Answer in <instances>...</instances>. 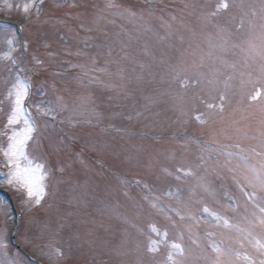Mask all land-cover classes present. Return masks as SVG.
<instances>
[{"label": "rangeland", "instance_id": "1", "mask_svg": "<svg viewBox=\"0 0 264 264\" xmlns=\"http://www.w3.org/2000/svg\"><path fill=\"white\" fill-rule=\"evenodd\" d=\"M39 1L0 0V18L23 31L0 24V189L24 215L22 245L47 264H264L258 244H264V173L237 157L250 153L264 167V0H226L219 12L222 0H146L159 13L130 0L136 8L127 17L120 14L125 4L110 0H45L49 8L35 19ZM18 82L28 96L19 122L9 125ZM257 89L261 96L253 101ZM25 121L34 127L27 154L47 173L43 209L26 189L7 183L4 151ZM126 128L187 132L193 140L179 145L200 142L214 164L198 161L191 148L184 156L169 151L168 140L142 144L117 134ZM63 131L75 147L65 145ZM94 154L106 164L91 161ZM142 165L154 184L150 194L178 208L187 228L212 227L197 237L189 257L170 262L176 235L158 222L142 225L149 221L142 202L163 214L150 202L155 199L136 197L111 173L130 167L138 177L135 169L146 173ZM38 207L51 219L36 215ZM62 211L69 218L59 222ZM15 224L1 198L0 264H30L9 250ZM152 245L159 250L149 252Z\"/></svg>", "mask_w": 264, "mask_h": 264}, {"label": "snow or ice", "instance_id": "2", "mask_svg": "<svg viewBox=\"0 0 264 264\" xmlns=\"http://www.w3.org/2000/svg\"><path fill=\"white\" fill-rule=\"evenodd\" d=\"M28 4L24 5L23 10L25 12L28 11ZM228 4L226 0H222V2L217 7V12L220 10L226 9ZM216 13H213L215 15ZM9 43L12 41L9 40ZM13 93H10L12 95ZM14 108L12 114L8 119V124L13 125L19 122V117L23 112L24 101L28 96V87L27 85L18 82L17 85L14 86ZM261 96V91L257 89L256 93L250 97L251 100H257ZM225 101V96H220V107L223 108V104ZM212 104L208 105V108H213ZM197 119H200L198 116ZM34 131V127L28 124L25 121V128L23 131L14 132L12 136L9 137L10 143L8 145L7 150L4 151V155L7 157L6 166L10 168V172L8 174L7 183L8 184H17L20 187L26 189L27 196L29 198L35 197L36 204H39L44 195V185L43 180L47 173L44 171V166L41 164H33V160L27 154L26 148L28 141L32 139V132ZM204 212L212 215L216 220H220L221 217L217 216L215 213L209 212L208 208H204ZM225 226H230L228 221L224 220ZM153 231H156L153 226ZM166 235V234H165ZM259 244L261 250H264V244ZM171 247L178 252L183 251L180 244L173 243ZM213 249L217 252L218 255H222L221 249L218 245L213 244ZM149 252L158 251L155 245L149 246ZM168 259L172 260V253H169ZM247 259V257H245ZM175 264V262H174Z\"/></svg>", "mask_w": 264, "mask_h": 264}]
</instances>
